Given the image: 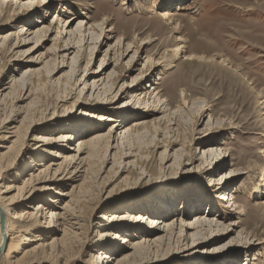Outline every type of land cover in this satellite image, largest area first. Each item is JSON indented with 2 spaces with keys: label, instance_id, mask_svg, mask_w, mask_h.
<instances>
[{
  "label": "rangeland",
  "instance_id": "374dc122",
  "mask_svg": "<svg viewBox=\"0 0 264 264\" xmlns=\"http://www.w3.org/2000/svg\"><path fill=\"white\" fill-rule=\"evenodd\" d=\"M18 1H31L33 6L14 3L0 6V38L14 35L0 45V125L9 118L12 120L5 126H18L17 142L11 140L14 145L0 140V150L12 145L4 159L11 167L1 174L0 190L9 185L16 190H11L8 197L22 196L25 190L22 181L31 173V165L40 168L39 164L52 163L58 149L44 147L39 155L37 144L32 141L43 132L53 137L71 136L72 142L67 145L71 149L69 154L63 152V157L74 156L76 145L82 142H86L84 152L91 155L81 156L83 164L65 161L56 176L60 183L53 191L43 190L37 195L41 198L49 195L55 201L57 198L53 197L58 196L54 191L68 194L64 202L74 213L76 224L69 242L27 258L21 254L23 233H16L11 249L17 258L27 264H96L100 253L105 252L96 247L97 242L108 241L116 233L119 238L129 236L126 239L133 244L131 249L118 253V260L128 256L119 264H264V247L254 250L249 247L252 240L254 245L257 238H264V185L260 187L258 174L249 179L242 174L250 162L256 171L264 168V0H186L178 4L177 10L178 0H50L45 9L41 5L43 0ZM85 3L90 7L88 11L83 10ZM169 8L173 14L169 20L162 19L161 14ZM77 16L89 17V24L103 25L104 33L112 34L106 45L101 44V39L94 43L87 74L98 70L106 49L116 39L124 36L125 43L135 40V47L141 40L149 42L140 47L134 62L128 60L130 53L116 64L111 53L101 67L106 68V75L113 70L115 75L123 76L116 91L122 81L131 85V79L139 74L149 75L141 83L143 90L151 94L149 97L135 95L139 93L136 90L125 95H114L116 92L98 95V99L90 95V89L80 95L82 84L85 82L88 87L91 83L90 77L83 76L89 41L80 53L77 76L73 77L68 67L72 55L64 59L62 69L52 72L60 62L59 54L55 66L51 65L49 60L55 54L52 49L63 48L66 34L74 29L77 20L71 28L61 22L58 28L63 34L56 36L57 24L52 25L46 37L39 34L35 43L12 47L15 33L28 29L32 22L37 27L41 26L37 22L47 26L58 19L73 20ZM176 23L179 32L173 30ZM115 26L113 33L106 32ZM99 28L94 32H99ZM179 38L185 48L173 60L174 67L163 71L156 81V72L147 69L144 58L174 48ZM34 44L39 48L31 54L33 51L29 49ZM188 55H194L195 59L184 60ZM222 58L231 60L232 65L220 66ZM27 69L36 72L24 76ZM152 82L157 83L156 91L148 88ZM156 93L163 105L159 112L154 111L157 107L151 103ZM101 114L113 121L98 122L95 116ZM87 115H93V119ZM208 116L224 122L219 128L212 122L206 126ZM30 123H35V128L27 129ZM65 123L71 127L64 126ZM125 129L128 134L120 144ZM76 131L77 134L72 133ZM99 135L105 136L92 142L94 149L86 146ZM215 143L226 155L219 163L201 157V144L211 147ZM181 150L182 155L176 159ZM229 170L238 171L229 182L231 193L218 189L224 179L221 175ZM224 194L225 198L229 196L227 201L220 200ZM230 195L233 200L229 202ZM161 201H166L172 212L155 208L154 202ZM40 203V200L28 202L27 207ZM232 203L235 204L230 207ZM236 208L243 209L241 216L235 215ZM114 213L165 216L167 223H174L175 234H166V244L147 248L141 242L145 231L139 226L103 229L102 224H106L101 219L103 215ZM195 215L214 219L220 225L216 235L204 229L206 236L198 246L191 244L189 238L182 241L176 237L180 224H186ZM148 222L144 221L145 227ZM30 233L39 235L32 229ZM100 233L106 235L100 237ZM52 238L47 235L44 240L50 243ZM213 238L216 239L210 241ZM138 243L140 247L135 245ZM116 245L118 251L123 246L119 242Z\"/></svg>",
  "mask_w": 264,
  "mask_h": 264
},
{
  "label": "bare ground",
  "instance_id": "6f19581e",
  "mask_svg": "<svg viewBox=\"0 0 264 264\" xmlns=\"http://www.w3.org/2000/svg\"><path fill=\"white\" fill-rule=\"evenodd\" d=\"M185 1L186 0H178V3L176 5V10L179 9L178 4L180 2L183 3ZM9 3H10V5H11V3L12 4L14 3L17 5H21V6H28L29 8L33 6V2H31V1H25V2L21 3V1H18V0H9V1L0 0V6L1 7H3L2 5L9 4ZM49 3H50V0H43L41 2V5H43V9H45L49 5ZM58 5H60V4H58ZM82 5H83L82 6L83 10H86V11L89 10L90 7H89V5H87V3L82 4ZM169 9L164 10L163 14H161L162 19L169 20V17L173 14V12H171V8H169ZM145 11L147 12L148 10H145ZM83 15L85 16L87 14H83ZM78 19H80V20H78ZM75 20H77V22L74 25V29L69 30L66 34L68 37H67L66 42L63 45V48L57 49L56 47H54L52 49L53 52L55 53L52 56V58H50V60H49V61H51L52 66H55V60L57 59V56L60 54L59 66L55 67V69L52 68V72L55 71L57 73L59 71V69H62V67H63L62 65L65 62L64 59L67 58L69 55H72L70 57L69 64H68L69 65L68 66L69 71H71V73L70 72L69 73L72 74L73 77L77 76L76 74L79 72V67L77 66V64L80 63V61L82 60V56H81L82 53L81 52L84 51L83 46L89 41L90 45H88V48H87L88 54H87V60L85 63L83 76L85 74L86 79L90 77L91 83L88 84V87H87V84L85 82L82 84L83 86L79 90L80 95L86 89H90L91 90L90 95H95L94 98L98 99V95H113L114 92H116L114 95H117V94L125 95V94H130L131 91L136 90L139 93L135 94V95H142L143 97H146V96L149 97V95H151V94H148L147 92H145L143 90V88L141 87L142 81L144 79L149 78L150 77L149 75H146L143 73L139 74L138 76L131 79V85H129V84L127 85V84H125L124 81H122V84L120 85V87L116 91L118 82L123 80V76L121 78V76L115 75V72L113 70L111 73L106 75V71H105L106 68L105 67L101 68L103 63L108 59V55L111 53H112V58L115 59L114 61L116 64L121 59H123L124 57H127L130 53H132V54L128 60L130 63L134 62L135 58L137 57V54L139 53L140 47L141 46L144 47V45L149 43L148 41L141 40L140 45L138 47H135L136 46L135 40L134 41L132 40L131 42L125 43L126 37H124V36L116 39L113 46L112 47L108 46V48L106 49L105 55L100 62L98 70L96 72H93L92 74H87L88 73L87 69L89 67V64L91 63L92 56H93V53L95 50L94 43L97 40L101 39V42H102L101 44L106 45L108 43V41L112 38L111 37L112 34L110 35V34L104 33L103 25H91V24H89V21H90L89 17L81 18V16L80 17L77 16L73 20H64V21H61V19H58L54 24H51V23H53V22H51L47 26H44L43 22H37V23H40V25H41L38 27L34 26V24L32 22L29 24L28 29L24 30L22 28L21 30H19V32L15 33L16 40H15V43L13 44V46L12 45L11 46L13 48H16V47H20L22 45H28L29 43H32L33 41L35 43L36 37L39 34L40 35L43 34L44 35L43 37H46L47 33L52 30V28H53L52 25H56V24H57L56 36L63 34V32L61 33L60 29L58 28L59 24H61V22H63L64 26L67 25V28H71V26L74 24ZM106 20L107 19L105 18L102 22H105ZM98 27H100L99 32H94V29H96ZM34 28H35V30H34ZM115 30H116V26L113 28L111 27L106 32L113 33L112 31H115ZM173 30H174V32H179L180 26L178 23H176L173 26ZM63 31H64V28H63ZM12 36H14V35L9 34L7 36L1 37L0 38V45L3 44L4 42L10 40V37L12 38ZM176 42H178V45L175 46L174 48L164 50V52L158 56H146L144 58V65L147 67V69H151L152 73L156 72V76H157V78L155 79L156 81H159L161 79V75H162L161 73L163 71H167V70L171 69L172 67H174V64H173L174 61L173 60L178 58L179 55L182 53V49L185 48L183 45V40L181 38L177 39ZM91 44H93L94 46H91ZM35 45H37V44H34V46L29 49V51L30 50L33 51V52H31V54L36 52L37 48H39L38 46H35ZM56 52H57V54H56ZM61 58H62V61H61ZM193 59H195L194 55L193 56L188 55V56H185L184 60L191 61ZM200 59H202V57H200ZM211 60L213 61V58ZM220 61H221L220 64L222 63L220 66H222V67H228L229 65H232V62H230L231 60H226V59L224 60L222 58ZM29 63L31 64L32 61L30 60ZM43 65H44V67H46L47 61ZM33 72H36V70L35 69H27L26 71H24L23 75L25 76V74H33ZM23 77H21V79H23ZM12 85H13V83H12ZM155 85H157V83L152 82V84H150V86L148 88H150L151 91H156V88L154 87ZM5 90L6 89H4L3 91H5ZM1 95L2 94H0V96ZM158 96H159V94L156 93L155 96L152 97L153 100L151 101V103L153 105L155 104V106H154L155 108L159 107L158 109L156 108L154 110L156 112H159L161 106H163L161 104L160 98ZM182 102H183V106H186L187 101L184 100ZM144 103L146 104L147 100H145ZM199 104H200V108H201L202 103H199ZM204 107H202V108H204ZM88 117L90 118V120L93 119V115L92 116L89 115ZM95 119L100 123L113 121L109 117H106L105 115H102V114L95 116ZM200 119H201V117H200ZM11 120H9V118H7L4 121V123L0 125V131L3 130L0 133V140L3 141V143H5V144L12 143V145H14L15 141H11V140L15 139L17 142V137L15 135L18 132V126H14L11 128H8L9 125L5 126L8 123V121H11ZM211 122H212V125L214 123L215 127L219 128V127H221V124L224 121H222L219 118L212 120V117L208 116L206 126H210ZM15 123H16V121H15ZM229 124H231V120L229 121ZM35 125H36L35 123H30V125H28L27 129H29L30 126H32L31 128H35ZM64 126L71 127L70 124H68V123H65ZM229 128H232V127H229ZM118 130H120V127L116 128L114 133L117 132ZM108 131H110V129ZM77 132L78 131L72 132V133L77 134ZM43 133L44 134L33 137L32 141L35 144H37L36 150L37 149H39V150L36 152V154H39V155L41 153H43L44 147L51 146V147L58 149L57 153H55V154L52 153V154H54V159H53L52 163L50 164L52 167L50 165L49 166H43V165L39 164L40 168H36L37 165L32 164L30 167V170H29V171H31V173L28 174L27 179L22 181V185L25 187V190H24V194L20 197L19 196L8 197V194L11 190H13V189L16 190V188L9 187V185L5 186L4 191L0 190V264H27V261L22 262L21 261L22 259L20 260L19 258H17V255L15 253H13V251L11 249L14 234L17 233V234L21 235V233H23L21 236L19 235L22 239L20 242V245L21 244L24 245V249H22L21 254H22V257L30 258L32 256H35L37 253H39L43 250H45V252L46 251L51 252L52 250H54L53 246L55 248H56V245L59 246V245L63 244L65 246L66 244H64V243L69 242V237L71 236L70 232L73 230V226L76 225L74 223V220H75L74 213H72L70 211V208H69L70 206L68 205V203L64 202V197L67 198L68 194H63V193H61L62 191L61 192L60 191H54V195L58 196V197H53V198H57L55 201H53L52 197L49 195L47 198H41V197H38L37 195H38V193L43 192V190L44 191H53L54 186H57L60 183L59 180H57L58 177H56V176H58L60 174V172L62 170L61 169L62 165H64L65 161L68 160L70 162V164H76V161H79L82 163L83 157L81 158V156L84 153H87V152H84L85 148H86L84 144L86 142H82V143L77 142L78 144L76 145V150H75L74 156L63 157L61 154H63V152L66 154H69V149H71V148L67 147V145H69V143L72 142V139H70L71 136L66 135V134H60L57 137H53V135H51V134L50 135L46 134L47 132H43ZM80 134L83 135L82 132ZM127 134H128V131H126V129H125L123 131L122 137L121 138L119 137L120 138V144L122 142H124L123 140L126 139L125 135H127ZM110 135H111V132H110ZM75 136L76 135H74V137ZM103 136H105V135H103ZM103 136L99 135V136L93 137V140L89 141L86 146L93 148L94 146H93L92 142H94L95 140H99V139L103 138ZM12 145L8 146V147H1L2 150H0V177H1V174L4 171H6V169L8 167H11L9 163L4 161V159H5L6 155L11 151ZM201 146H202V153H201L202 158L214 159V161L216 163H219L220 159L224 160V158L226 156L225 151H223L216 143L212 144L211 147H206L203 144H201ZM203 147H206V148H203ZM87 155H91V154L87 153ZM181 155H182V150L179 151V153L175 156V158L176 159L180 158ZM61 159H62V161L59 163L58 161ZM256 170L257 169L255 168L254 164L252 162H250L248 168L244 172H242V174L245 175L248 179H249V177L253 178L254 175L258 174L257 176H259L258 179L261 182V184H260V187H261L264 185V168H259L258 171H256ZM237 172L238 171H235V170H229L227 174L221 175L224 177V179H223V182L221 184H219L220 187L218 189H220L221 191L229 190L228 192L231 193L232 190H230V188H229L230 187L229 182H231L233 180L234 176L232 174L237 173ZM229 175H232V176H229ZM227 177H229V179ZM254 177H256V176H254ZM252 178H250V179H252ZM216 185H218V183ZM38 191H40V192H38ZM262 194H263V192H262ZM221 196L222 197H220V200H222V201L228 200L229 196H227V194H226L227 198H225V194L221 195ZM36 200H40L41 203L35 205L34 207H32V206L27 207L28 202H34ZM232 200H233V198L230 195L229 202ZM162 202L164 203V205L161 204ZM233 204H235V203H232V205L230 207H232ZM262 204H264V203L262 202ZM153 205L155 206V208H158V209L164 208L163 210H168V211L172 212L170 209H168L169 204H167L166 201H161L159 203L154 202ZM29 209L32 211H30ZM236 210H238V211L235 212V215L241 216L243 214V209L236 208ZM148 216L140 215V214H136V215H132V214L124 215V214H117V213H114L111 215L104 214L101 219L106 221V224H102V227H104L103 229H105V228L108 229L109 227L110 228L113 227V229L118 230L123 226H129V225L130 226H139L140 228H142L145 231L144 232L145 235L143 237H141L142 245L145 244L147 246V248H149L148 246H154V247L160 246V245L162 246V244L167 239L166 234H170V235L175 234L174 233V223L173 222L167 223V221H165L163 219V218H166L165 216L164 217H155V218H151V216H149V217ZM147 220H149L148 226L145 227L144 221H147ZM107 223H109V224H107ZM217 224H218V222H216L214 219H209V218L208 219H201L200 217H197L195 215L192 219L188 220V222L186 224H183V225L180 224L181 228H180L179 232H177L176 237L177 238L181 237L182 241L183 240L185 241L187 238H189L191 241V244L196 243L195 245L198 246L199 245L198 243H201V241L204 240V238L206 236V234L203 233L204 229H206L205 231H207V233H209L210 235L212 233H213L212 235H216L217 230H219V228H220V225H217ZM153 225H156V226H153ZM30 229L35 230L36 232L39 233V235L33 236L30 233ZM183 229L186 230L185 233L183 232ZM123 232H125V231H123ZM183 233H184V235H183ZM47 235H51L53 237L50 243H47V241L44 240V237ZM105 235L106 234H103V233L99 234L100 237L105 236ZM112 237H114V238H112L108 241H107V239H105L106 241L102 240L100 242H97L96 247L98 249L105 250V252L100 253V255L98 256V259L96 261V264H115V263L119 264V262L121 260H126L128 258V256H125L122 259L118 260L117 255L119 252L127 251L129 248L130 249L132 248L133 244L131 245L130 244L131 241L126 239V237H129V236L119 238L118 235H116V233L115 234L113 233ZM115 238H118V240H116ZM253 238H255V237H253ZM215 239L213 238L210 241H213ZM115 241L119 242L120 244L123 245L121 247V249H119V251H118V248H117L118 246L116 245ZM256 241H257V244H254V245L251 242H249V247H252L251 250L256 249V247H264V238H257ZM139 242H140V240H139ZM140 244L138 243L135 245H139V247H140ZM165 244H166V242H165ZM130 245H131V247H130ZM255 245H259V246H255ZM57 251H58V249H57ZM23 260H24V258H23Z\"/></svg>",
  "mask_w": 264,
  "mask_h": 264
}]
</instances>
